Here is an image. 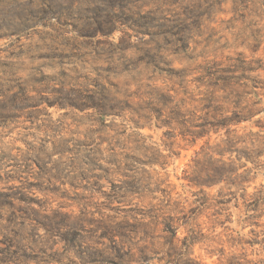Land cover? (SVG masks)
<instances>
[{"label":"clouds","instance_id":"9594fccd","mask_svg":"<svg viewBox=\"0 0 264 264\" xmlns=\"http://www.w3.org/2000/svg\"><path fill=\"white\" fill-rule=\"evenodd\" d=\"M0 264H264V0H0Z\"/></svg>","mask_w":264,"mask_h":264}]
</instances>
